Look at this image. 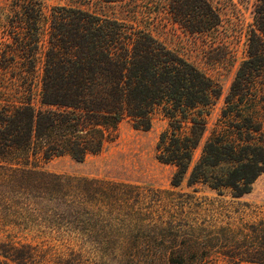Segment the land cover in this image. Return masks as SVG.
I'll return each instance as SVG.
<instances>
[{"label": "trees", "instance_id": "trees-1", "mask_svg": "<svg viewBox=\"0 0 264 264\" xmlns=\"http://www.w3.org/2000/svg\"><path fill=\"white\" fill-rule=\"evenodd\" d=\"M6 9L0 18L4 223L63 230L80 248L108 255L144 250L153 264H264V217L230 227L193 220L189 210L175 222L182 206L167 211L168 219L146 206L166 190L56 174L41 165L54 156L80 161L98 154L116 140L122 122L147 130L159 114L167 124L155 158L174 166L171 185L185 180L194 191L202 185L219 195L249 192L264 172V0L253 1L245 56L210 127L219 84L144 27L76 6L45 12L41 0H9ZM162 13L181 30L212 38L222 21L210 0H164ZM209 46L224 48L214 39ZM42 245L2 241L0 264H81L74 250L64 256Z\"/></svg>", "mask_w": 264, "mask_h": 264}, {"label": "rangeland", "instance_id": "rangeland-1", "mask_svg": "<svg viewBox=\"0 0 264 264\" xmlns=\"http://www.w3.org/2000/svg\"><path fill=\"white\" fill-rule=\"evenodd\" d=\"M9 0H0V18L2 19ZM43 9L48 11L52 5L76 6L97 15L113 17L129 21L144 27L166 47L205 72L221 88L220 95L210 109L208 127L212 126L219 115L220 107L227 94L231 80L239 62L245 56L246 30L251 22V10L254 0H210L220 11L222 21L214 37L200 36L181 30L167 21L162 13L164 0H119L106 2L103 0H41ZM224 46L221 50H213L209 46L211 40ZM166 119L156 114L149 129L143 130L124 121L118 129L115 141L107 145L98 154H89L77 161L67 155L54 156L42 162L46 171L73 176L111 179L128 182L152 190H166L160 195L161 200H151L146 206L157 209L159 214L168 219L170 213L178 210L176 221L191 211L189 218L215 225L238 226L241 222L255 221L264 217V172L253 182L251 190L241 196H232L229 192L217 194L209 188L186 185L185 180L177 186L170 184L174 166L159 162L155 158L158 134L166 126ZM199 154L195 150L193 160ZM192 203H198L201 210ZM190 207H189V206ZM218 212V213H217ZM216 214V220H212ZM179 217V218H178ZM0 209V242L12 240L21 243L51 245L53 251L68 256L74 250L81 264H153L152 254L141 250L136 255L93 251L84 244L81 248L78 239L67 232L49 231L43 226H25L4 223ZM185 218V217H184ZM178 222V223H179ZM184 220L182 221V223ZM42 231H41V230ZM46 229V230H45ZM118 253V252H117ZM157 264H164L157 260ZM218 264H226L219 261Z\"/></svg>", "mask_w": 264, "mask_h": 264}]
</instances>
